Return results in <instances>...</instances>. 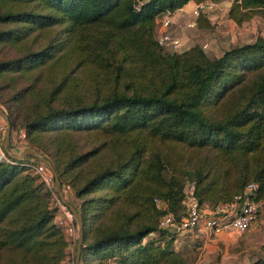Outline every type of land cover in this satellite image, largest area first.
<instances>
[{
  "label": "trees",
  "instance_id": "1",
  "mask_svg": "<svg viewBox=\"0 0 264 264\" xmlns=\"http://www.w3.org/2000/svg\"><path fill=\"white\" fill-rule=\"evenodd\" d=\"M188 1L0 0V24H8L0 27V42L64 23L70 48L81 60L108 71L114 84L102 97L50 108L18 128L24 129V138L35 136L30 138L35 143L41 131L92 128L110 135L108 163L76 190L82 196L98 183L107 188L77 207L79 257L85 264H109L110 259L114 264H185L171 248L175 236L158 228L157 221L167 210L176 220L185 214L186 184L198 205L209 207L232 200L250 182L256 183L255 198H264V36L214 57L196 43L181 51L164 50L155 38V20ZM254 11L264 18V0H232L226 14L238 24ZM53 46L28 50L17 68L43 63ZM12 63L0 61V74ZM119 82L130 91L118 89ZM0 106L12 128L10 112L2 101ZM171 141L213 152L208 180L200 168L185 171L191 180L183 186L181 180H165L163 172L174 169ZM31 147L49 159L62 183L58 160L34 143ZM12 160L0 161V264L2 255L10 253L19 256L10 264H62L67 240L51 221L47 204L50 199L55 207L53 198L35 175L23 172L28 170L23 160ZM117 194L121 202L114 201ZM96 210L91 227L89 217ZM239 264H264V254Z\"/></svg>",
  "mask_w": 264,
  "mask_h": 264
},
{
  "label": "rangeland",
  "instance_id": "2",
  "mask_svg": "<svg viewBox=\"0 0 264 264\" xmlns=\"http://www.w3.org/2000/svg\"><path fill=\"white\" fill-rule=\"evenodd\" d=\"M222 1L226 6H228L227 3L232 2V0ZM187 19L189 20L190 17H187L184 22ZM184 22H178V25L173 24L175 34L181 37L183 46L188 47L195 43L201 46L203 42H206L207 45L203 47V50L209 57L219 56L228 47L251 42L257 35L264 36V18L259 11H254L248 19L238 24L231 20L226 13L215 14L214 12L209 15L208 20L205 16H200L199 22L194 27L184 26L181 30L180 26L183 27ZM7 26L8 24H0V27ZM64 26V23H59L41 30L32 29L21 40L0 42V61L10 60L13 62L0 74V101L10 112L13 122L9 137L5 141L8 152L18 154L24 146H31L34 143L46 154L54 156L59 162L58 168L62 174L64 173L63 182L60 183L59 188L62 184L68 185V191L62 193L63 198L77 209L83 199L107 191V188H101L105 185L98 183L99 186L94 187L87 194L76 195V190L89 180L96 170H100L108 163L111 156L110 148H113L109 141L110 135L101 130L90 128L41 131L38 134L40 138L36 143L30 139L35 136L18 138V128L35 117L36 114L45 113L50 108H60L66 105L79 106L88 103L92 97H102L114 87L108 71L81 60L79 55L70 48L72 43L67 37L68 32ZM156 36L157 31L155 32ZM49 45H54L51 48L54 52L46 61L27 70L17 68V60L28 50L38 51ZM66 48L68 49L67 54L64 53ZM117 87L118 89L124 88L121 82L117 84ZM124 89L130 91L129 88L125 87ZM4 99H8V101L5 102ZM0 107L6 113L3 106ZM2 121L5 127L2 138L3 147L6 122L4 118ZM169 144V153L174 169L170 173L163 172L165 180H170V178L178 182L181 180L183 186L186 180H191L188 175H185V171L199 170V168L203 174V180L209 179V166L214 160V154L209 148H194L176 141H171ZM120 147L122 148V146ZM126 154L127 151H123V160ZM29 156H25L24 159L32 157ZM23 172L34 175L29 169ZM64 176H67L66 179ZM172 185L174 186V184ZM188 185H184V188ZM43 189L49 191L52 196V189L44 187ZM40 191L46 196L44 190ZM262 196H264V190ZM44 200H46L45 197ZM121 200L120 195L117 194V199L114 201L121 202ZM262 201L263 207L248 230L242 233L235 231L229 233L231 234L229 239L235 240L231 244L216 238H209V235L201 238L189 236L176 244L172 243L171 248L184 257L185 264H239L259 254H264V248H261V244L264 242V198ZM48 205L52 212L51 221L56 223L59 213L50 199ZM97 215L98 210L90 215L91 227L96 222ZM148 237L149 235L146 238ZM74 248L75 244L70 246L67 242L62 264H73ZM9 256L2 255L4 264H10L13 256L17 258L15 261H18L17 254L10 253ZM108 263L114 264L112 259ZM78 264H85V262L79 257Z\"/></svg>",
  "mask_w": 264,
  "mask_h": 264
},
{
  "label": "built area",
  "instance_id": "3",
  "mask_svg": "<svg viewBox=\"0 0 264 264\" xmlns=\"http://www.w3.org/2000/svg\"><path fill=\"white\" fill-rule=\"evenodd\" d=\"M191 1L189 13L192 17L184 23L185 27H194L196 25V17L200 14L204 16H209L213 12L215 14H223L228 9V6L222 0ZM170 25L171 17L168 11L160 13L155 20V30L157 29V36L155 38L157 42L168 51H181L185 49L186 47L183 46L181 37L172 32ZM206 45L207 43L203 42L201 47L203 48ZM2 120L3 118L0 116V161L13 162L12 157L2 149V138L5 130ZM24 137V129L20 128L18 130V138ZM23 164L33 172L36 180L44 188L52 189L53 204L59 213L56 224L63 230L68 244L74 246L78 236L77 221L67 204L62 202L53 190V173L51 169L45 163L33 157L24 159ZM255 188L256 183L250 182L232 200L209 207L208 205H198L194 197L188 193L189 190L185 187V214L176 220L171 211L167 210L159 216L157 226L172 233L175 237L187 231L193 232L195 230H205L212 233L232 230L242 233L249 229L251 223L256 219L258 212L263 207L262 199L255 198ZM60 190L62 193H66L68 185L62 184ZM153 202L156 206L162 204L157 197L153 198Z\"/></svg>",
  "mask_w": 264,
  "mask_h": 264
},
{
  "label": "water",
  "instance_id": "4",
  "mask_svg": "<svg viewBox=\"0 0 264 264\" xmlns=\"http://www.w3.org/2000/svg\"><path fill=\"white\" fill-rule=\"evenodd\" d=\"M0 114L1 116L4 118L5 122H6V134H5V140L3 143V149L7 152V148L5 146V141L8 139L9 137V132H10V124L7 118V114L3 111V109L0 107ZM8 155H10L12 158L17 159V160H23L25 158V156L30 155L32 157H34L36 160L41 161L43 163H45L52 171L53 173V190L55 191V193L58 195V197L60 198V200L62 202H64L65 204H67L68 208L73 212L75 219L77 221V229H78V236L76 239V243H75V248H74V255H73V264H78L79 263V256H80V249H81V241H82V221H81V215L80 212L70 203H68L62 195V192L59 188L60 186V182L57 176L56 171L54 170L51 162L49 161V159H47L46 157L40 155L35 149H33L31 146H24L18 154H9L7 152Z\"/></svg>",
  "mask_w": 264,
  "mask_h": 264
},
{
  "label": "crops",
  "instance_id": "5",
  "mask_svg": "<svg viewBox=\"0 0 264 264\" xmlns=\"http://www.w3.org/2000/svg\"><path fill=\"white\" fill-rule=\"evenodd\" d=\"M192 1L189 0L187 3H185L184 5H182L181 7H178L172 11H168L170 17H171V25H170V29L172 30V32L175 34V30L173 28V24H179L178 22H181L183 23L184 20L187 18V17H192L189 13V7H190V3ZM227 5H229L227 3ZM211 15V14H210ZM209 19V16H207V20ZM188 21V19H187ZM186 22V21H185ZM184 22V23H185ZM181 30L184 28V24H183V27L182 25L180 26ZM157 31V29L155 30ZM181 32V31H180ZM5 151V150H4ZM6 152V151H5ZM8 152V151H7ZM6 152V153H7ZM9 154H11L10 152H8ZM230 232H233L231 230H225V231H220V232H217V233H212V232H208V231H205V230H195V231H187L185 232L184 234L182 235H179L177 237L174 238V241L173 243L176 244V242H180L181 240H185L186 237H189V236H192V237H202V236H205L206 235H209V238H216V239H219V241H223V242H229V244H231L233 241H235L234 239H229V236H231V234H229Z\"/></svg>",
  "mask_w": 264,
  "mask_h": 264
}]
</instances>
